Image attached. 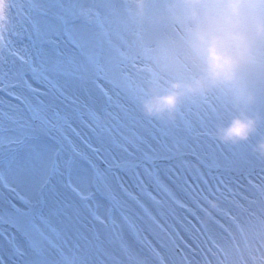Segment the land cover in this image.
Listing matches in <instances>:
<instances>
[{
  "label": "rangeland",
  "instance_id": "374dc122",
  "mask_svg": "<svg viewBox=\"0 0 264 264\" xmlns=\"http://www.w3.org/2000/svg\"><path fill=\"white\" fill-rule=\"evenodd\" d=\"M197 72L176 0H0V264H262L264 65L145 113Z\"/></svg>",
  "mask_w": 264,
  "mask_h": 264
},
{
  "label": "clouds",
  "instance_id": "9594fccd",
  "mask_svg": "<svg viewBox=\"0 0 264 264\" xmlns=\"http://www.w3.org/2000/svg\"><path fill=\"white\" fill-rule=\"evenodd\" d=\"M185 17L189 46L197 63L190 82L171 85L164 95H146L142 108L149 116H172L184 98L215 89L243 91L239 85L264 65V0H176ZM255 121L244 111L218 129L223 142L246 141ZM264 152V144L260 145Z\"/></svg>",
  "mask_w": 264,
  "mask_h": 264
},
{
  "label": "water",
  "instance_id": "95a60500",
  "mask_svg": "<svg viewBox=\"0 0 264 264\" xmlns=\"http://www.w3.org/2000/svg\"><path fill=\"white\" fill-rule=\"evenodd\" d=\"M112 177L116 181V177H115V174L114 173H112Z\"/></svg>",
  "mask_w": 264,
  "mask_h": 264
}]
</instances>
